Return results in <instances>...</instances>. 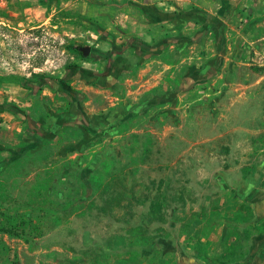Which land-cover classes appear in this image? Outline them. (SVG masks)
<instances>
[{
	"label": "rangeland",
	"instance_id": "rangeland-1",
	"mask_svg": "<svg viewBox=\"0 0 264 264\" xmlns=\"http://www.w3.org/2000/svg\"><path fill=\"white\" fill-rule=\"evenodd\" d=\"M139 23L122 0H0L1 105L46 131L53 120L71 124L77 109L92 120L124 110L93 122L92 132L62 127L0 168L1 214L35 218L25 207L32 185L48 197L59 178L61 193L49 200L82 202L41 239L0 233L8 259L0 264H184L200 256L204 233L211 253L222 251L227 219L240 206L237 181L257 174L264 186V50L240 46L232 65L226 37L213 60L207 39L136 31ZM84 46L94 52L74 50ZM34 74L60 80L77 102L18 83ZM29 132L21 115L0 112V159L31 144ZM48 173L53 179L44 180ZM106 185L117 187L119 203L112 192L100 194Z\"/></svg>",
	"mask_w": 264,
	"mask_h": 264
},
{
	"label": "crops",
	"instance_id": "crops-1",
	"mask_svg": "<svg viewBox=\"0 0 264 264\" xmlns=\"http://www.w3.org/2000/svg\"><path fill=\"white\" fill-rule=\"evenodd\" d=\"M122 2L127 3L130 9L135 6L141 19L147 22L143 26L139 23L135 27L136 31H140L141 27L151 26L152 30H157L156 32L166 37L194 33L195 37L204 38L201 40L202 44L206 41L205 39L208 40L210 46L208 49L215 52L213 60L220 59L217 51L224 48L221 44L225 37L224 45H227L230 52L227 53L228 57L227 54L223 57L230 60L232 65L237 58L235 51L242 50L240 46L243 49L251 46L256 51L264 50V10L262 9L264 0H122ZM136 23L137 21H134L135 25ZM231 43L233 48H231ZM243 92L233 96L232 99L241 98ZM88 103L85 104L88 105ZM84 109L86 106L82 108V111ZM123 112V108L117 107L113 113L104 117L97 113L95 119L92 120V116H88L84 117V121L93 130L97 128L96 123L107 121L109 117L112 118ZM68 126L71 125L65 127ZM37 149V146L34 147L32 152ZM234 191L238 202L247 204L252 209L254 217L264 218V186L262 187L257 174L241 178L234 185ZM213 230L215 231L216 228ZM41 238H34V240ZM210 246L208 245L207 253L212 255L209 256L210 259H214L221 252L211 253ZM183 263L213 264L201 261L198 257H193L192 260L186 259ZM231 264H264V233L253 234L244 244V255L241 260Z\"/></svg>",
	"mask_w": 264,
	"mask_h": 264
},
{
	"label": "trees",
	"instance_id": "trees-1",
	"mask_svg": "<svg viewBox=\"0 0 264 264\" xmlns=\"http://www.w3.org/2000/svg\"><path fill=\"white\" fill-rule=\"evenodd\" d=\"M46 2H51L52 0H44ZM74 50L78 51V48H74ZM70 69V68H69ZM25 80L21 79L18 80V83L22 84V87L25 90L30 91H39L41 90L42 86H48L58 97L65 98L67 101L73 106L75 102H77L76 97L73 96L70 92H68L65 88H63L60 80H56L53 78H47L42 75L34 74L31 80H28L27 83H24ZM0 112H9L12 115H21L23 119L27 122L28 128L31 132L27 134L26 139L31 140V144H27L22 148L17 149V153L11 155L9 158H5L3 160L0 159V168L8 165L13 160L22 157L27 152L31 150V147L39 146L43 143L44 140H47L54 136L56 130L65 127L67 125H75L81 127L84 131L92 132L91 128L87 126L81 113L77 109L74 112L75 119L71 124H69L68 120H53L50 122L52 127L49 131L44 130L40 126L38 122L30 119L29 116L25 115L23 112H20L17 108L11 105H1L0 104ZM57 173V172H56ZM53 173H48L43 178L44 180L53 179ZM49 183V181H46ZM116 180H112V185H115ZM91 190H98L100 188L99 185L96 184L95 178L91 177L89 180ZM62 185V179L59 178L56 181L55 189L52 193H47L48 197H42L45 195L40 190H37V193L34 195V187H37V182L34 183L32 186V194L29 196L27 200V204L25 207H28L30 211H36L37 215L35 218H29L30 212H26L25 214H18L17 212H13L12 214H1L0 213V233L10 235L12 237H20L26 241L34 240V238H39L43 236V232L47 227H55L58 226L63 220L64 217H69L73 213H78L82 206V202L80 200L75 199V202L72 201L70 203L62 204V200L56 202L54 200H49V196L52 194L55 196L59 195L61 192L57 190V187ZM84 186V185H83ZM112 187V186H111ZM117 187L110 188L109 185L103 186L100 189V194H108L113 193L114 202L115 204L120 202V192L115 191ZM38 189V188H37ZM111 189V190H109ZM31 193V192H30ZM36 196V197H35ZM250 207L247 204L240 203V206L237 210L233 211V216L227 219L226 224V234L221 241L222 244V251L219 256L215 257L214 260L209 258L207 253V246H208V234H205L198 240L199 247L197 249L200 250L198 259L201 261H208L213 264H231L241 260L242 256L244 255V247L243 243H246L248 239L253 234H262L264 233V218H256L254 217L253 212L247 214V216L242 213L246 211ZM242 210V211H241ZM251 211V210H249ZM211 216H207L209 219ZM209 222V221H208ZM210 223V222H209ZM239 226H243V230L241 233H237L238 236L232 234L237 230ZM213 227L212 229H214ZM246 228V229H245ZM243 235V236H241ZM234 237V239L230 241V238ZM202 239H205L202 241ZM225 246V249L223 248ZM203 249V250H202ZM224 249V250H223ZM7 248L5 245H0V261L4 263L8 262L6 256Z\"/></svg>",
	"mask_w": 264,
	"mask_h": 264
},
{
	"label": "water",
	"instance_id": "water-1",
	"mask_svg": "<svg viewBox=\"0 0 264 264\" xmlns=\"http://www.w3.org/2000/svg\"><path fill=\"white\" fill-rule=\"evenodd\" d=\"M78 52H80L83 57H87L89 55V52H90V47H88V46L79 47Z\"/></svg>",
	"mask_w": 264,
	"mask_h": 264
},
{
	"label": "flooded vegetation",
	"instance_id": "flooded-vegetation-1",
	"mask_svg": "<svg viewBox=\"0 0 264 264\" xmlns=\"http://www.w3.org/2000/svg\"><path fill=\"white\" fill-rule=\"evenodd\" d=\"M92 52H94V51H92V49H90V52H89V54H92Z\"/></svg>",
	"mask_w": 264,
	"mask_h": 264
}]
</instances>
